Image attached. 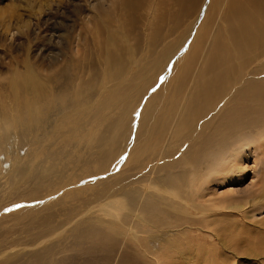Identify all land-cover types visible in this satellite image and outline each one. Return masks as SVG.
I'll list each match as a JSON object with an SVG mask.
<instances>
[{
  "label": "bare ground",
  "instance_id": "bare-ground-1",
  "mask_svg": "<svg viewBox=\"0 0 264 264\" xmlns=\"http://www.w3.org/2000/svg\"><path fill=\"white\" fill-rule=\"evenodd\" d=\"M122 2L126 22L118 27L124 32L113 35L109 28L106 33L100 67L106 77L81 90L79 104L68 109L64 95L48 91L34 75L35 65L13 74L8 91L0 93V264H78L81 255L96 251L114 253L112 264H124L125 240L156 264L178 258L181 264H208L218 249L216 257L228 253V261L214 258L212 264H236L235 250L242 243L252 245L251 251L264 240V216L248 210L264 206V193L257 195L264 185V15L259 22L247 15L250 10L258 15L264 0H209L219 16L216 26L225 21L232 37L230 49L213 46L202 56L195 51L191 75L185 72L163 106L156 105L151 128L153 93L164 80L160 74L165 67L175 72L178 51L189 64V46L182 51L174 42L171 51L166 49L181 31L160 43L164 16L167 27H182L183 0L156 2L148 28L140 17L144 33L139 35L146 37L138 50L129 44V39L136 42L129 19L137 10L149 11L152 3ZM178 15V27L173 26ZM194 20L183 27L191 28ZM141 73L146 75L140 81ZM146 93L153 95L140 108ZM133 121L139 138H147L138 150L147 170L132 179L128 168L123 173L129 179L109 188L106 182H114L111 170L119 167ZM132 155L129 167L132 161L142 163ZM74 166L83 171L80 180L98 175L101 187L93 180L67 186L79 177H63ZM246 169L255 178L242 192L250 199H239L230 188L219 192L241 183Z\"/></svg>",
  "mask_w": 264,
  "mask_h": 264
},
{
  "label": "rangeland",
  "instance_id": "rangeland-1",
  "mask_svg": "<svg viewBox=\"0 0 264 264\" xmlns=\"http://www.w3.org/2000/svg\"><path fill=\"white\" fill-rule=\"evenodd\" d=\"M122 1L123 0H0V93L8 91L10 79L13 74L16 75L20 73V71L23 72V70L26 69L25 66L29 68L35 65L37 70L34 75L43 82L48 91L63 94V104L67 105L68 109H70L72 105L79 104L81 102V99L78 97L79 92L91 85L93 86L97 81L104 80L106 77L104 72L100 70L103 62V48L105 46L106 33L109 28L110 33H113V35H119V33L122 34L124 32L122 28L118 27L120 22H126V18L124 17L126 10ZM158 1L159 0H150L152 6L149 11H146L147 9L141 12L137 10L133 19L128 18L130 23L134 25L133 27L131 26V29L136 32V37L133 38L134 41H136L134 42L135 44L132 42V39H129V44L132 45L130 46L131 48L135 47L138 50L139 45H142L146 36L143 34L139 35V32L144 33L142 31L144 28H139L140 17L143 15L142 25L148 28L150 26L147 24L149 15H153L152 19L156 17V2L158 3ZM170 2H172V0H164V4H170ZM199 3L198 6L195 4V0H183L181 13L179 14L183 15L181 16V28L167 27V18L164 16L166 27L160 30L162 36L160 43L166 45L168 39L181 31L178 38L169 43L166 49H168V52L171 51L174 42L179 43V45L177 44L178 49L181 48L182 51L186 50L189 46V64L185 62L184 54H179L178 51L173 55L175 60L173 61L172 69L175 72L172 73L168 67H165L160 74V76L164 77V80L161 84H157V92L153 93L155 97L152 100V107L155 106V108L149 111L151 116L148 122L149 128H151L152 120L158 113V108L163 106L166 97L171 92L175 83L179 81L185 72L188 75L187 77L191 75L192 68L195 64L191 56L195 51H198L202 56L204 51H212L213 46L219 48V46L223 45L224 50L230 49L229 42L232 40V37L230 33L225 30V21H220L219 27H217L219 16L216 13L213 14V7L209 5V0H200ZM246 3L249 4L253 2L246 1ZM260 5L261 7L258 8V15L255 10H250V13L247 14L253 17L257 22L261 20L260 13L264 15V3ZM123 13H125L124 16ZM179 15L173 18V26L178 27ZM112 18V22L109 23ZM193 20L194 24L191 28L183 27L186 22L190 24ZM239 20H244V18L241 17ZM197 31H199V33L196 35ZM143 45L145 46V43H143ZM143 45L142 47H144ZM148 49H150V46H148ZM190 49L192 50L189 53ZM144 52L145 49L143 48V53ZM160 56L161 55L158 53L154 59L151 60V66ZM207 60L208 55L203 56L202 65H204ZM60 68L65 69V71L58 74ZM145 75L146 74L143 73L139 75V77H141L140 81ZM78 81L81 82L79 86H77ZM148 91H151V89ZM153 94L146 93L141 97L139 100L140 108L147 104V101ZM56 128L60 129L62 126H57ZM88 128L89 127L85 130H87L88 134H91L90 131L93 129ZM137 130L138 128L133 121L131 126L132 138L123 151L122 159L118 164L119 167L116 168L117 170H111V178L114 179V182H106L109 188L121 184L123 182L121 180L125 179V181H127L129 179L127 178V174L133 175L134 177H132V179H134L139 175V172L143 175L147 170V165L144 164L143 158H140L138 155V150L140 148L139 144L147 138L143 136L139 138ZM132 152L142 160V163L137 164L132 161L129 167L128 157L130 160L133 158ZM118 160L119 157H116L115 163ZM251 166L252 161H249L247 167L252 168ZM128 168H130V170L127 171V174H124L123 171L128 170ZM80 171L79 166H74L72 169L65 172L63 177L67 176V180H69L73 174H78L79 176L70 178L71 181L67 186H71V184L73 186H79V184L85 180H93L98 187H101V184H97L99 182L98 175L85 177L83 178L84 180H80L83 177V171H81V173ZM115 175L121 176L115 178ZM239 177L242 181L241 183L219 188V192L230 188L239 193L237 196L239 199H250L249 193L245 195V193L242 192L246 190L251 179L255 178L248 169H246V174L244 176ZM260 178V182L264 184V173ZM262 193H264V185L261 186L257 195H261ZM239 201L241 202V200ZM255 209V207H253V209L250 207L248 210H252L256 218L264 216V206L261 207L260 210ZM243 220H245V222L248 221V217ZM259 242L260 241H257L256 244ZM242 245L243 243L240 246L241 249L235 250L236 253L234 258L236 264H264V240L257 245L258 248L253 246L254 249L251 251L249 247L252 248V245L248 243H246L244 247ZM137 250L138 249H135L132 243L126 240L124 241L122 253L124 256L125 253L127 254L124 264H144V261L146 264H156L151 258H144L141 251ZM96 252L92 254H83L88 258L81 255V259L77 260L78 264H112V260L115 257L114 253L108 255L106 252L98 251L99 255H97ZM216 252L219 253V249L208 256V264H212L214 258L215 263L219 260L223 262L228 261V257L226 256L230 254L226 253V256L223 255L225 258H220V256L216 257ZM96 255L98 258H96ZM109 256H111V258H109ZM99 259H101V261ZM178 259L171 262V264H181L178 263ZM181 261L183 262L182 258Z\"/></svg>",
  "mask_w": 264,
  "mask_h": 264
}]
</instances>
